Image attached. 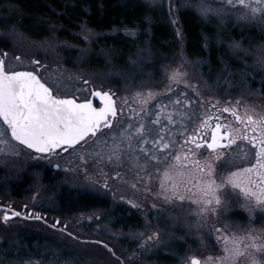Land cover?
Here are the masks:
<instances>
[{"label":"rangeland","instance_id":"374dc122","mask_svg":"<svg viewBox=\"0 0 264 264\" xmlns=\"http://www.w3.org/2000/svg\"><path fill=\"white\" fill-rule=\"evenodd\" d=\"M142 1L149 9L160 11L162 20L171 30L173 51L159 56L158 63L155 62L153 66V52L146 42L148 33L140 36L126 29L100 33L81 24L65 38L60 36L61 27L56 21L36 19L28 26L24 23L21 9L0 4V51L7 53L4 57L6 66L17 71H36L42 81L53 89L54 95L78 96L80 100L89 95L92 86L83 85L78 77L90 80L92 85L111 88L122 96L131 95L137 90H161L168 83L166 70L182 66L181 71L187 72L185 79L195 85L204 99L212 103L219 100L221 105L225 101L234 103L239 99L242 106L249 104L257 110H264V22L259 17L240 19V11L226 6L219 14L210 13L205 17L196 8L187 6L189 0H171V11L169 0ZM198 2L191 0L193 4ZM208 3L213 8H221V0H208ZM183 10H192L217 29L212 37V45L222 49L225 55L219 60L218 73L214 76L209 74L214 72L205 61L190 59L185 51V38L179 19V13ZM82 27L92 31L91 41L83 39ZM116 35L128 39L133 46L139 37L146 42V46L138 43L142 47L130 51V70L126 69V72L121 71L123 68L118 62L120 55L103 47L104 37ZM16 56L21 59L16 60ZM32 60H39L40 64H32ZM96 62L98 66H92ZM173 87L177 92L184 91L192 99L199 100L191 88H185L183 84ZM84 88H88V91H78ZM161 99L167 102L168 96ZM192 110L203 112L198 104H193ZM212 111L215 112V109ZM223 115L231 119L226 113ZM17 150L19 155L0 153V199L12 204L18 211L22 208L26 212L31 210L47 217L44 222L19 219L7 224L0 222V249L1 246L16 245L28 238L34 240L31 242L33 247L40 239L45 238V243L38 251L40 256L36 258L9 263L1 257L0 264H120L108 249L99 246L104 244H108L120 256L123 264H185L190 254L199 256L218 251L214 247L210 224L194 215L190 206L181 207L178 203L156 200L158 206L152 208L151 196L144 199L142 193L119 180H110V189L101 186L102 180L98 184L90 183L86 177L99 178L101 168L109 174L113 173L112 165L107 162L98 164L95 157H88V162L83 164L79 154L64 152L37 160L29 158L27 153L30 151L23 146L17 145ZM241 163L236 158L222 163L220 167L227 169ZM130 168L131 162L126 160L121 168L126 172V179L132 178V171H128ZM61 191L92 195L106 200L109 206L102 210L76 211L61 217L54 211L55 199ZM128 199L136 200L142 207L133 208L127 203ZM117 207L134 211L141 220L139 225L114 224L112 213ZM57 220L60 224L51 227ZM221 221L228 223L230 230L240 231L249 226V213L238 206L230 207L222 215ZM63 224H67V230L78 238L68 236L67 231L60 232ZM251 227L264 228V211L257 209L252 213ZM153 230L159 232V240L153 246L141 248L139 245L143 238L135 234L143 232L150 235ZM166 257L171 262H167ZM160 259L167 263H162L164 260Z\"/></svg>","mask_w":264,"mask_h":264},{"label":"snow or ice","instance_id":"6c2138e0","mask_svg":"<svg viewBox=\"0 0 264 264\" xmlns=\"http://www.w3.org/2000/svg\"><path fill=\"white\" fill-rule=\"evenodd\" d=\"M169 5L171 11V0ZM187 6L205 17L219 14L226 6L240 11V19L259 17L264 22V0H221V8H213L208 0L195 4L189 0ZM82 33L85 41L92 40L91 30L82 27ZM3 56L0 153L19 155L17 145H23L31 150L27 153L31 159L64 152L79 154L83 164L88 157H95L98 164L107 162L113 167L112 174L101 168L99 178L86 179L93 184L102 180L105 189H110V180H119L142 193L144 199L151 196L152 208H157L156 200L187 205L194 215L210 224L218 251L190 254L185 264H264V228L251 227L252 213L257 209L264 211V110L249 104L242 106L239 99L223 105L219 100L212 103L204 99L195 85L185 79L187 72L181 71L182 66L166 70L168 83L161 90H137L118 96L111 88L92 85L90 80L78 77L83 85L92 86L89 95L83 100L75 96L61 98L53 94L36 71L12 70ZM15 59L19 61L21 57ZM31 63L39 65L40 61ZM180 84L191 88L199 100L184 91L177 92L173 85ZM164 96H168L167 102L161 99ZM193 104H198L203 112L192 110ZM224 113L231 119L225 118ZM236 158L242 161L240 165L220 167ZM126 160L131 162V179H126V172L121 171ZM127 203L133 208L142 207L133 199ZM237 206L249 213V226L233 231L221 217L228 208ZM21 216L11 207L0 209V221L5 224ZM24 218L43 219L39 213ZM57 224L59 220L51 227ZM67 229V224H63L59 231L78 238ZM135 235L143 238L141 248L159 240L155 230L150 235ZM103 246L123 264L108 244Z\"/></svg>","mask_w":264,"mask_h":264},{"label":"trees","instance_id":"16d2710c","mask_svg":"<svg viewBox=\"0 0 264 264\" xmlns=\"http://www.w3.org/2000/svg\"><path fill=\"white\" fill-rule=\"evenodd\" d=\"M0 4L13 5L21 9L24 14V23L28 26L32 21H37L36 19L49 18L56 21V24L61 27L60 36L65 38L69 36V32L75 31L81 24L100 33L112 32L115 29L135 31L139 35L148 33L146 42L153 52L152 59L154 60L151 66L155 62L158 63L159 56L170 54L173 51L171 30L162 20L161 12L149 9L142 0H0ZM179 19L188 57L193 60L205 61V64L214 72L209 73L210 75L218 73V62L224 58L225 53L222 49L212 45L214 41L212 37L215 36L217 30L215 26L211 22H206L192 10L180 11ZM39 23L36 24L40 27L43 26ZM139 38L133 46L128 39H121L118 35L104 37L103 47L120 55L118 62L123 68L121 71L126 72L129 68L130 51L133 48L138 50L139 47H142L138 43H144L146 46V42L141 37ZM96 65L98 66L97 62L92 63V66ZM64 193L67 192L61 191L55 199L54 211L56 215L61 217L76 211L102 210L109 206L106 200L92 195L67 193L66 197H63ZM112 216L116 225L134 226L141 222L134 211L125 207H117ZM33 241V239L28 238L16 245L1 246L0 258L2 257L4 261L11 263L13 260L19 262L25 261L29 257L40 256L38 251H41L40 247H43L45 238L40 239L38 243L36 242L34 247L31 245ZM166 258L167 262H171L168 257ZM167 262L164 260L162 263Z\"/></svg>","mask_w":264,"mask_h":264},{"label":"flooded vegetation","instance_id":"af4514ba","mask_svg":"<svg viewBox=\"0 0 264 264\" xmlns=\"http://www.w3.org/2000/svg\"><path fill=\"white\" fill-rule=\"evenodd\" d=\"M1 52V51H0ZM2 53V55L5 53V52H1ZM76 97H78V96H76ZM79 98V97H78ZM90 98V97H89ZM80 100V99H79ZM220 113H217V115H219ZM226 115H228L227 113H226ZM224 116V115H223ZM37 155V154H36ZM9 207H11L12 209H14V210H16L14 207H13V205L12 204H10V203H6V201L5 200H2V199H0V209H5V208H9ZM21 213H22V215H24V216H28L30 213H32V214H35L33 211H31V210H29L28 212H26L24 209H22L21 208V211H20ZM44 218V220H45V218L46 217H43ZM16 219H19V220H21V221H25V222H30V221H38V222H42L41 220H36V219H34V218H28V219H25L24 217H16V218H14V219H12V220H16ZM12 220H10V221H12ZM1 223H3L2 221H0Z\"/></svg>","mask_w":264,"mask_h":264},{"label":"water","instance_id":"95a60500","mask_svg":"<svg viewBox=\"0 0 264 264\" xmlns=\"http://www.w3.org/2000/svg\"><path fill=\"white\" fill-rule=\"evenodd\" d=\"M0 56H2L1 53H0ZM22 71H23V70H22ZM42 82H43V81H42ZM53 94H54V93H53ZM61 98H72V97H61ZM90 98H92V97H90ZM22 146H23V145H22ZM30 151H31V150H30ZM37 155H39V154H37ZM13 210H14V209H13ZM21 217H24V215H22ZM43 219H44V218H43ZM43 219H41V220H42V221H45V220H43ZM57 225H58V224H57ZM57 225H56V226H57Z\"/></svg>","mask_w":264,"mask_h":264}]
</instances>
